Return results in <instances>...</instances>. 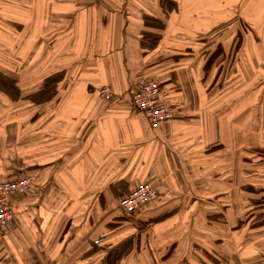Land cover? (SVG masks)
Here are the masks:
<instances>
[{"label": "crops", "instance_id": "crops-1", "mask_svg": "<svg viewBox=\"0 0 264 264\" xmlns=\"http://www.w3.org/2000/svg\"><path fill=\"white\" fill-rule=\"evenodd\" d=\"M257 32L264 0H0V182L34 180L0 264H110L127 242L115 264H264V167L236 152L239 106L220 87ZM140 77L176 113L158 129L131 102ZM141 183L161 198L123 221Z\"/></svg>", "mask_w": 264, "mask_h": 264}, {"label": "built area", "instance_id": "built-area-1", "mask_svg": "<svg viewBox=\"0 0 264 264\" xmlns=\"http://www.w3.org/2000/svg\"><path fill=\"white\" fill-rule=\"evenodd\" d=\"M162 87L156 80L140 77L135 81V88L131 95L134 107L146 114L154 129L175 119L176 113L171 104L162 99ZM100 97L110 101L114 98L113 89L105 86L99 90ZM34 187L31 177L9 179L0 182V229L10 225L15 216L13 198L28 194ZM159 197V190L150 183H141L119 200L122 213L139 212L144 206ZM105 237H100L97 243H104Z\"/></svg>", "mask_w": 264, "mask_h": 264}, {"label": "rangeland", "instance_id": "rangeland-1", "mask_svg": "<svg viewBox=\"0 0 264 264\" xmlns=\"http://www.w3.org/2000/svg\"><path fill=\"white\" fill-rule=\"evenodd\" d=\"M252 35H255L258 42L252 49L244 46L236 64L229 59L232 56L227 58L224 64L226 73L220 80V87L224 84L227 90V103L239 106L236 108L238 113L234 111L237 117L233 122L236 129L242 132L244 147L261 149L264 148V33L257 32ZM243 37L246 38L245 33ZM252 38L254 39L253 36ZM255 49L259 53L257 58H254ZM225 76L226 79H223ZM140 224L143 230L146 224L139 220L136 221L135 227L140 230Z\"/></svg>", "mask_w": 264, "mask_h": 264}, {"label": "trees", "instance_id": "trees-1", "mask_svg": "<svg viewBox=\"0 0 264 264\" xmlns=\"http://www.w3.org/2000/svg\"><path fill=\"white\" fill-rule=\"evenodd\" d=\"M236 49L238 50V48H236ZM216 53L219 54L218 50L216 51ZM235 60H238V58H236ZM235 60L232 61L233 64H236L237 61H235ZM218 65H219V67H222L223 64H218ZM53 81H54V79H50V80L46 81V85L52 86L53 85ZM33 98L38 100V101H42L43 98H44V95L40 92L39 94L34 95ZM223 148H224L223 145L215 146V147H212V148L210 147L208 149V152L211 153V152H214L216 150L223 149ZM244 148H245L244 145L239 146V147H237L236 152H240V151H242V149H243V151H246L245 152L246 155L244 156V159H243L245 164H250V163L254 162L253 157H255L256 159H258V163L260 164V166L264 167V148H261V149L257 148V147H255V148H250L249 147L248 149L247 148L244 149ZM230 152H231V149H227L226 150L227 154H229ZM260 178H263V180L260 181L261 183L259 184L260 189L258 191V197L255 199L256 202H257L255 205L258 208V210L260 211L258 214H264V175H261ZM161 194H162V192L159 190V197L156 200H154L153 202H157L161 198ZM153 202H151L148 205L144 206L141 210H144L146 207L151 205ZM227 209H228V207L223 209L224 212H226ZM122 214H124V215H122L123 221L132 220L133 219L132 217H134V215H136V213H131V214L122 213ZM216 215L217 216H221L222 213H219V214H216ZM223 215H224V213H223ZM248 218H250V215H249ZM119 219H121V218H119ZM157 220H159V219H155V221H157ZM141 227H142V225L140 224V231H141ZM137 230H139V228ZM119 248L121 250L120 249H114V250L111 249L110 250V264H115L117 259H118V261L121 260L122 257H124L126 254L130 253L131 249L133 250V247H132L131 243H129V242L120 245ZM120 253H122V255H120L122 257L121 258L120 257L119 258H115V257H117L116 255H119Z\"/></svg>", "mask_w": 264, "mask_h": 264}]
</instances>
